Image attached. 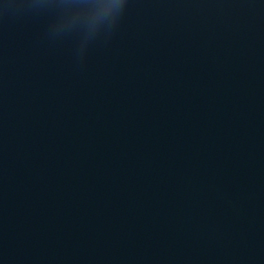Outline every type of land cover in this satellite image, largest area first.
<instances>
[{"label": "water", "instance_id": "95a60500", "mask_svg": "<svg viewBox=\"0 0 264 264\" xmlns=\"http://www.w3.org/2000/svg\"><path fill=\"white\" fill-rule=\"evenodd\" d=\"M0 12V264H264V0ZM65 21H70L65 23Z\"/></svg>", "mask_w": 264, "mask_h": 264}, {"label": "clouds", "instance_id": "9594fccd", "mask_svg": "<svg viewBox=\"0 0 264 264\" xmlns=\"http://www.w3.org/2000/svg\"><path fill=\"white\" fill-rule=\"evenodd\" d=\"M128 0H101L93 7L84 12V18L87 25L84 34V41L87 42L91 35L95 33L104 24L118 23L124 14ZM29 0H0V12H6L13 9L30 8ZM70 21H65L68 23Z\"/></svg>", "mask_w": 264, "mask_h": 264}]
</instances>
